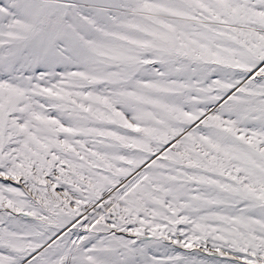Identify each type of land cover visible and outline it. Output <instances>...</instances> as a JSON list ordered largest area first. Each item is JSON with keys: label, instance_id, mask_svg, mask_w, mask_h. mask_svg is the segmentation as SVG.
Instances as JSON below:
<instances>
[{"label": "snow or ice", "instance_id": "1", "mask_svg": "<svg viewBox=\"0 0 264 264\" xmlns=\"http://www.w3.org/2000/svg\"><path fill=\"white\" fill-rule=\"evenodd\" d=\"M0 264H264V0H0Z\"/></svg>", "mask_w": 264, "mask_h": 264}]
</instances>
